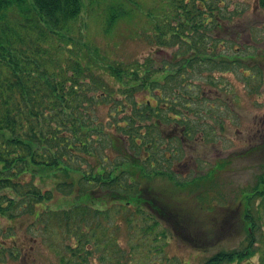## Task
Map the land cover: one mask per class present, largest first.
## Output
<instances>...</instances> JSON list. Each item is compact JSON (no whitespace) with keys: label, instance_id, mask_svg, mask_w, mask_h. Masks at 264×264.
<instances>
[{"label":"trees","instance_id":"1","mask_svg":"<svg viewBox=\"0 0 264 264\" xmlns=\"http://www.w3.org/2000/svg\"><path fill=\"white\" fill-rule=\"evenodd\" d=\"M83 1L0 0V237L11 239L22 224L31 235L39 225L69 238L65 264H86L93 253L104 251L120 264L132 260L139 243L143 246L145 236L156 232L159 214L168 220L170 213L187 228L192 222L204 226L193 218L196 205L220 207L224 196L215 191L213 179L221 164L191 177L173 169L185 143L207 129V95L190 78L213 68L248 65L238 53L224 54L219 47L223 38L210 34L222 19L240 12L228 9L225 0H184L178 12L188 26L155 24L158 44H177L162 59L147 55L109 61L97 48L74 47L73 52L70 42L61 46L66 52L62 61H42L46 29L72 33ZM257 5L264 7V0ZM125 14L128 9L111 5L106 24ZM25 39L36 61L16 59L26 56L16 46ZM101 107L105 114L99 113ZM214 118L210 129L219 115ZM167 123L178 132L164 135L162 124ZM256 196L264 198V163L251 188H239L233 205L225 207L234 210L235 225L244 232L240 245L220 249L200 264L243 261L256 253L259 237L253 227L258 229V220L250 212ZM112 206L111 215L126 222L135 215L148 219L143 225H127L140 233L127 251L116 240L104 250L105 240L96 233L98 219L107 217ZM24 245L21 251L4 244L0 249L17 258Z\"/></svg>","mask_w":264,"mask_h":264},{"label":"rangeland","instance_id":"2","mask_svg":"<svg viewBox=\"0 0 264 264\" xmlns=\"http://www.w3.org/2000/svg\"><path fill=\"white\" fill-rule=\"evenodd\" d=\"M225 2L228 3V9H239L240 12L222 19L210 34L223 38L219 47L223 48L224 54L233 56V53H238L242 63L248 67L243 69V65L237 64L227 69L213 68L190 78L199 83L204 95H207V129L195 133L193 139L185 143L182 159L173 167L179 175L191 177L221 164L215 173V180L213 179L215 191L224 196L221 205L217 207L214 203L206 202L196 205L193 218L196 216L204 226H197V222H192L187 228H181L182 223H177L170 213H167L168 220L163 219L159 208V217L154 219L157 222L156 232L145 236L144 245L139 243L132 260L120 264H200L218 250L235 248L242 241L244 232L239 224L235 225L236 213L233 209L225 210V207L233 205L232 195L237 196L239 188H251L264 163V7L258 6L257 0ZM183 3L184 0H84L80 14L73 22L72 33L51 32L44 25L47 29L41 45L45 52L42 61H62V55L66 52L61 46L65 47L70 42L73 52L74 47L79 51H83V48L90 51L97 48L109 61L141 60L147 55L162 59L177 44L170 47L158 44L154 38V31H157L154 30V25L166 28L168 22L173 26L182 22L188 26L184 16L178 12L182 10L180 7ZM111 5H121L128 9L129 14L122 15L107 25L106 13ZM176 5L179 6L176 7L177 10ZM29 44L31 43L27 39L16 44L25 50L19 49L26 55L18 54L16 59L37 60L38 56L31 51L32 46ZM160 62L156 61V64L160 65ZM252 62L255 63L254 66L251 65ZM108 77L107 74L103 76L104 79ZM208 105L213 107L208 108ZM105 112L106 107L99 108V113ZM216 115H219L218 121L214 129H210ZM162 128L164 135H169L172 131L178 132L172 123L162 124ZM208 185L211 186V181ZM209 193L212 197L213 192ZM252 201L250 212L258 220V229L254 230L253 227V232L259 237V242L255 244L258 253L250 259L225 264H264V198L256 196ZM97 208L101 209L98 205ZM131 212L134 210L131 209ZM230 212L232 216L225 217ZM108 214L107 217L98 219L101 226L96 232L100 239L105 240L104 250H110L108 245L113 240L119 243L121 249L129 250L140 233L134 234L135 231L127 225H143L148 219L135 215L130 224L111 215L113 206ZM23 225L16 226L11 239L4 240L0 237V244L16 246L19 251L20 245L25 244L22 249L24 251L13 258L0 249V264L67 262L69 254L66 244L70 242L68 237L48 233L39 225L37 230L32 228L29 235ZM170 226L174 228H169ZM209 228L212 229L207 232ZM114 261L113 254L104 251L102 254L93 253L86 264H114Z\"/></svg>","mask_w":264,"mask_h":264},{"label":"flooded vegetation","instance_id":"3","mask_svg":"<svg viewBox=\"0 0 264 264\" xmlns=\"http://www.w3.org/2000/svg\"><path fill=\"white\" fill-rule=\"evenodd\" d=\"M255 244H256V243H255ZM255 244H254V245H255ZM257 253H258V252H256V254H257ZM256 254H254L253 256H255ZM253 256H251V257H249V258H247V259H250V258H252Z\"/></svg>","mask_w":264,"mask_h":264}]
</instances>
